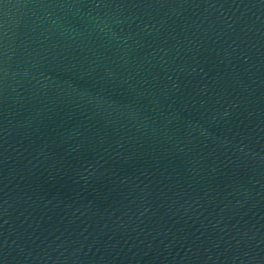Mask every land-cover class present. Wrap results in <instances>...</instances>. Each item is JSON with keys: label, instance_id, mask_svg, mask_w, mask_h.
Instances as JSON below:
<instances>
[{"label": "water", "instance_id": "1", "mask_svg": "<svg viewBox=\"0 0 264 264\" xmlns=\"http://www.w3.org/2000/svg\"><path fill=\"white\" fill-rule=\"evenodd\" d=\"M264 152V0H0V264H121Z\"/></svg>", "mask_w": 264, "mask_h": 264}]
</instances>
